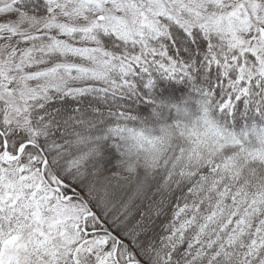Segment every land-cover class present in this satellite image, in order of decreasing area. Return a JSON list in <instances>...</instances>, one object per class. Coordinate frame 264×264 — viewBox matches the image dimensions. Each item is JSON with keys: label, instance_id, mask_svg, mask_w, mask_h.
Instances as JSON below:
<instances>
[{"label": "snow or ice", "instance_id": "6c2138e0", "mask_svg": "<svg viewBox=\"0 0 264 264\" xmlns=\"http://www.w3.org/2000/svg\"><path fill=\"white\" fill-rule=\"evenodd\" d=\"M0 264H264V0H0Z\"/></svg>", "mask_w": 264, "mask_h": 264}]
</instances>
